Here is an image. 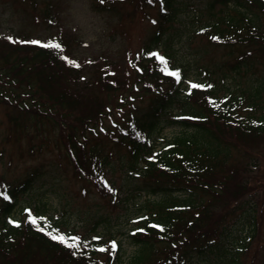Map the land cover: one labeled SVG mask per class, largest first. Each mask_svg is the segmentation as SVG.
<instances>
[{"label": "trees", "instance_id": "1", "mask_svg": "<svg viewBox=\"0 0 264 264\" xmlns=\"http://www.w3.org/2000/svg\"><path fill=\"white\" fill-rule=\"evenodd\" d=\"M148 1L156 2L158 11L144 54L162 41L177 11V0ZM208 3L210 8L221 4L232 10V15L207 26L211 39L245 47L232 69L250 63L248 55L264 59V0ZM49 40L62 48L47 46ZM43 42L8 41L7 49L0 51V99L13 104L15 112L26 113L35 130L44 120L53 124L54 118H65V125L56 122L57 134L73 169L93 177L115 168L110 147L103 153L102 148L89 144L103 125L96 121L125 108L120 124L111 120L109 128H102L120 150L124 190L117 203L142 193L159 197L141 202V212L126 234L133 248L124 260L121 242L117 240L113 248L109 244L113 236L95 230L101 220L107 221L101 214L91 230L80 235L76 247L47 235V231L59 232L60 223L41 212L34 216L46 218L37 219L46 231L28 217L20 216L19 224L11 223L18 198L32 188L39 174L30 171L16 183L0 180V193L11 197L0 196V264H194L197 258L210 264H264V259L255 262L246 256L251 243L258 241L262 220L257 218L255 187L247 178L252 161L243 162L244 155L264 137V80L234 93L227 91L221 98L217 88H199L198 97L193 96L197 93L193 89V95L181 98L180 82L162 72L153 56L134 58L131 82L100 68L80 80L78 69L63 58L66 42L61 36ZM110 94L115 100L112 107L106 103ZM208 97L213 98L212 103ZM10 121L18 125L20 120L10 116ZM165 126L183 131L165 139L154 152V133ZM102 185V194L111 191L107 183Z\"/></svg>", "mask_w": 264, "mask_h": 264}, {"label": "rangeland", "instance_id": "2", "mask_svg": "<svg viewBox=\"0 0 264 264\" xmlns=\"http://www.w3.org/2000/svg\"><path fill=\"white\" fill-rule=\"evenodd\" d=\"M157 11L158 4L148 0H0V51L7 49V36L19 37L14 42H31L58 35L66 42L68 58L76 61L71 65L78 69L80 80L90 78L92 70L100 68L131 82L134 58L146 55L143 47L155 28ZM231 11L221 4L210 8L208 0H177L175 17L155 50L166 58L168 66L183 69L186 76L182 90L188 87L189 80L200 79L209 85L206 89L217 88V95L221 96L228 90L234 93L235 89L252 87L264 80V59H259L257 54L248 55L250 65L241 64L238 70L232 69L230 65L245 48L235 44L231 49L220 42L221 38L211 39L207 35L210 28L202 26L232 15ZM200 92L193 96L198 97ZM108 98L106 103L114 106L111 94ZM16 109L6 99H0V180L16 182L33 170L39 175L32 188L19 197L11 217H28L29 213L23 211L28 206L31 214L42 212L59 221L62 232H76L75 236L84 237V232L91 230L101 214L107 221L101 220L94 226L95 230L120 240L126 260L133 248L126 232L139 213L144 196L117 203L124 190L119 146L107 137L106 131H98L89 144L102 148L103 153L110 147L115 168L105 175L99 171L97 177L88 176L87 172L77 174L57 134L56 122L65 125V118L59 121L54 118L53 124L44 120L39 130H35L26 113L15 112ZM124 110L109 112L108 117L96 124H103L104 128L110 127L111 120L120 124ZM177 110L175 107L173 112ZM10 116L19 117L18 125L10 121ZM182 131L177 126H166L157 134L172 138ZM160 146L162 142H156L153 149ZM250 149L252 152L244 155L243 162L252 161L247 178L256 190L257 218L262 220V225L258 241L251 243L246 256L258 262L264 259V137ZM104 180L109 189L112 181L117 189L102 194L100 184ZM194 264L210 263L197 258Z\"/></svg>", "mask_w": 264, "mask_h": 264}, {"label": "snow or ice", "instance_id": "3", "mask_svg": "<svg viewBox=\"0 0 264 264\" xmlns=\"http://www.w3.org/2000/svg\"><path fill=\"white\" fill-rule=\"evenodd\" d=\"M7 39L9 41H12L14 39H19V37H13V36H7ZM32 43H35V44H42L44 42L40 41V40H34V41H31ZM47 46L49 47H55L57 49H60L62 48V45L58 42H54L52 40H49L47 41ZM149 56H155L156 59H158L161 63V71L164 72L165 74L167 75H171L173 77H176L177 79H179L180 77V72L181 70L179 68H173V67H169L167 62H166V58L162 55H160L159 52H149L147 53ZM65 60H67L70 64H75L76 61L74 60H71L69 59L67 56H64L63 57ZM188 89L187 91L188 92H192L193 89H197V88H206V87H209V85H206V84H201V83H197L195 81H192V80H189L188 82ZM208 101L209 103H212L213 101V98L212 97H208ZM0 196H5L6 198L8 199H11V197H8L7 196V193H0ZM25 212L29 213L28 215V220L32 222L33 225H35L36 227L40 228L41 231H46L44 228H41V226L39 224H37V219H40V220H45L46 221V218L45 217H36L34 215L31 214V210L30 209H25L24 210ZM139 219V218H137ZM11 223L13 224H19L20 221L18 220H11ZM149 223H153V222H149ZM153 226L155 228H161L162 225L160 224H153ZM146 229H133L134 232L136 231H145ZM47 235L51 236L53 239L57 240V241H60L61 243L65 244L66 246L68 247H76V242H78L81 237L79 236H72V237H68L66 236L65 234L63 233H59V232H56V234H54L53 231H47ZM94 239H97L99 240L100 238L99 237H95ZM109 244L113 247V248H116L117 247V242L115 240H112V241H109ZM101 247H103L101 245Z\"/></svg>", "mask_w": 264, "mask_h": 264}]
</instances>
